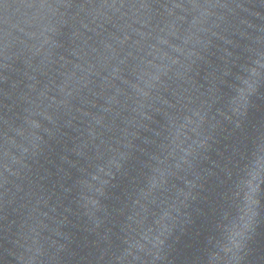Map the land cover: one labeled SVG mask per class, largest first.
Masks as SVG:
<instances>
[{"label":"water","instance_id":"water-1","mask_svg":"<svg viewBox=\"0 0 264 264\" xmlns=\"http://www.w3.org/2000/svg\"><path fill=\"white\" fill-rule=\"evenodd\" d=\"M0 264H264V0H0Z\"/></svg>","mask_w":264,"mask_h":264}]
</instances>
